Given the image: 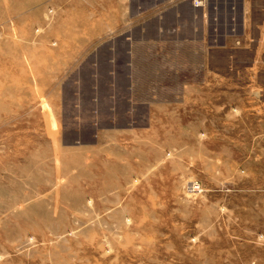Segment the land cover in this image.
<instances>
[{"label":"rangeland","instance_id":"rangeland-1","mask_svg":"<svg viewBox=\"0 0 264 264\" xmlns=\"http://www.w3.org/2000/svg\"><path fill=\"white\" fill-rule=\"evenodd\" d=\"M49 5L0 0V264H264V49L120 104Z\"/></svg>","mask_w":264,"mask_h":264},{"label":"crops","instance_id":"crops-1","mask_svg":"<svg viewBox=\"0 0 264 264\" xmlns=\"http://www.w3.org/2000/svg\"><path fill=\"white\" fill-rule=\"evenodd\" d=\"M48 2L50 15L68 20L67 36L74 35L77 26L75 33L88 39L70 50H86L95 36L103 40L101 47L109 43L114 52L113 72L125 86L116 95L120 104L125 97L132 102L134 93L155 88L170 91L169 82L175 81L185 94L186 87L198 81L196 72L201 69L209 73L203 76L205 81L221 76L233 83L238 80L237 72L248 69L264 49V0H209L203 8H194L188 0ZM37 14L33 18H42ZM14 17L23 16L17 13ZM80 18L84 20L75 24L73 20ZM261 63L264 66V60ZM153 82L156 87L147 86ZM140 98H145L144 106L149 107L146 99L153 94Z\"/></svg>","mask_w":264,"mask_h":264},{"label":"built area","instance_id":"built-area-1","mask_svg":"<svg viewBox=\"0 0 264 264\" xmlns=\"http://www.w3.org/2000/svg\"><path fill=\"white\" fill-rule=\"evenodd\" d=\"M208 1L209 0H189V2L194 8H203L207 5ZM237 44L239 45V42H237ZM261 92H263V95H264V90H261ZM261 98H264V97H261Z\"/></svg>","mask_w":264,"mask_h":264}]
</instances>
